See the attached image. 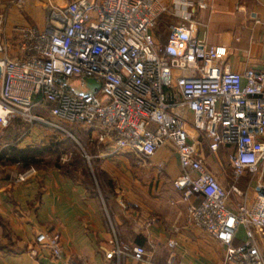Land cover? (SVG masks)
Wrapping results in <instances>:
<instances>
[{"label":"built area","instance_id":"1","mask_svg":"<svg viewBox=\"0 0 264 264\" xmlns=\"http://www.w3.org/2000/svg\"><path fill=\"white\" fill-rule=\"evenodd\" d=\"M49 8L42 29L15 28L19 57L0 44V128L14 118L64 132L63 124H77L96 131L110 156L133 152L147 159L171 146L180 168L172 184L187 204V222L224 246L226 262L264 264V68L232 71L225 46L198 39L192 10L209 9L211 1L72 0ZM167 12L179 22L158 44L153 28ZM5 18L0 8V27ZM84 77L100 87L76 94L69 83ZM37 104L46 115L34 111ZM202 140L219 164V149L233 148L231 185L206 167ZM246 173L253 174L251 197L237 184ZM239 226L245 238L233 245ZM35 240L60 259L59 233L40 231ZM125 251L114 235L105 257L118 260ZM129 253L141 264H157L143 246ZM164 264L176 262L170 257Z\"/></svg>","mask_w":264,"mask_h":264},{"label":"crops","instance_id":"2","mask_svg":"<svg viewBox=\"0 0 264 264\" xmlns=\"http://www.w3.org/2000/svg\"><path fill=\"white\" fill-rule=\"evenodd\" d=\"M70 1L0 0V8L6 10L4 25L0 27V44L8 46L11 57H19L20 35L15 28L42 29L49 7H63ZM159 1L168 4L170 0ZM210 1L211 8L192 10L198 39L209 45L225 46L226 63L232 71L264 68V0ZM162 17L166 25L158 23L154 31L158 44L165 43L169 26L179 22L170 12ZM84 130L88 139L97 143V132ZM97 144L101 146L96 155L99 168L114 181L138 189L125 194L123 199L117 197L121 208L112 214L114 224L103 199L92 194L79 178L57 170L29 168L19 173L24 174L25 180L18 181L15 165L0 164V264H141L129 253L135 245L143 246L149 259L157 264H164L170 257L176 264H236L225 261L222 244L187 222V204L172 184L180 168L171 146L159 147L146 159L144 169L160 174L141 175L137 180L130 174L138 166L125 157L136 154L123 152L110 156L106 145ZM203 146L205 140L200 142V148L206 167L224 186L231 185L232 169L221 159L225 151L231 154L233 148L219 149V164L205 154ZM237 184L252 196V190L242 178ZM190 201L197 203L199 198L193 196ZM124 202L135 203L136 207L124 208ZM40 231L59 233L60 259H55L46 246L36 242ZM114 235L126 250L118 260L105 257L113 247ZM169 240L174 246L168 245ZM241 242L235 237L233 245Z\"/></svg>","mask_w":264,"mask_h":264},{"label":"rangeland","instance_id":"3","mask_svg":"<svg viewBox=\"0 0 264 264\" xmlns=\"http://www.w3.org/2000/svg\"><path fill=\"white\" fill-rule=\"evenodd\" d=\"M165 23V20L161 16L156 24V26L153 28V33L158 25V23ZM46 115V112H45ZM63 128L67 130V132H64L60 129L50 127L45 124H39V123H26L20 119H15L12 120L6 127L0 128V144L9 142L11 139H14V142H16L19 146H43L46 145L50 142H60L58 147H54V151L50 155H46L44 159L39 163V167H35L34 169L40 170V171H49V170H57L59 173L63 174V171L69 170L70 167L67 166L74 157L76 150L78 149L79 151H83V149L88 152L91 156H93V159L96 161L99 159L96 157L98 154L101 146L98 145L97 143L93 141H90L87 136L84 134H81L80 132H77L80 130H84V128H81L79 125H69V124H63ZM76 128L75 132L72 131V128ZM8 131V132H7ZM85 131V130H84ZM13 132V133H12ZM190 135L193 136L194 133L190 131ZM14 136V138H13ZM69 136L68 140L66 143H64V138ZM69 142H72L74 146H76V149L74 146L70 145ZM208 140H205V147L203 146V149L205 151V154L207 156H210L212 160H214V156L211 154V152L208 150L207 147ZM78 152V151H77ZM220 155V152H219ZM127 159L134 161V164L138 166L140 171H137V169H132L130 176L133 178H136L138 180L139 176L141 175H147V176H154V175H159L160 172H157L155 170L151 169H144L147 163V160L141 157H137L134 155H129L125 156ZM229 152L225 151V157L222 158L223 164H228L230 168L232 169L230 162H229ZM87 165V164H86ZM89 165V164H88ZM90 165L88 167L91 176L93 178V183H94V189L96 190L97 194L103 199L104 206L106 211L110 214L112 217V214L114 215L116 213L117 208H121V205L117 201V197H123L125 194L131 192L135 193L138 191V189H135L132 186H124L121 182H118L117 180H113L112 177L106 173V176L103 177H97V172H95V167H91ZM142 166V167H141ZM77 167V165H76ZM18 175L20 172L24 171L18 167H15ZM80 173V169L73 171L71 174L74 176H78ZM116 178L117 176L114 175ZM253 177V174L251 173H246L242 179L244 180L245 183H248V181ZM109 187L106 185H103V183H108ZM124 186V187H123ZM133 187V188H132ZM112 189V190H111ZM110 190V191H109ZM133 203H125L123 204L122 207L124 208H135L136 206L132 205ZM135 204V203H134ZM113 219V218H112ZM245 238L244 235V230L240 226V228L237 230V235H236V240L242 241Z\"/></svg>","mask_w":264,"mask_h":264},{"label":"trees","instance_id":"4","mask_svg":"<svg viewBox=\"0 0 264 264\" xmlns=\"http://www.w3.org/2000/svg\"><path fill=\"white\" fill-rule=\"evenodd\" d=\"M34 111L38 114L45 115V110L44 108L40 105L37 104L34 108ZM18 119L14 118L13 120ZM72 128V127H71ZM76 128H72L71 130L75 132ZM8 132V131H7ZM80 132L81 134H86L85 136L88 137V134L84 130L77 131ZM13 133V132H12ZM69 136L64 138V143H66L68 140ZM14 138V136H13ZM14 139H11L9 142L1 143L0 144V164L2 165H15L16 167L26 170L29 168H37L39 167V163L46 157V155H50L53 152H55L53 149L54 147H58L60 144L62 145L61 141L59 142H50L46 145L43 146H24L20 147L16 142H14ZM70 145L74 146L72 142H69ZM76 149V146H74ZM78 151V152H77ZM85 155L88 156V159L85 157ZM69 164L67 166L70 167L69 170L63 171V174L66 176H72V177H77L79 180L82 181L83 185L92 193L96 194L97 192L94 189V183H93V178L91 176V173L88 169L90 165L91 167H95V172H97V177H103L106 176V173L99 168V165L95 159H93V156H91L88 152H86L84 149L83 151H79L78 149L76 150L75 157L68 162ZM87 164V165H86ZM89 164V165H88ZM77 165V167H76ZM88 166V167H87ZM80 169V173L78 176H74L71 173L73 171ZM110 182L108 183H103V185H106L109 187ZM112 190V189H111ZM110 191V190H109ZM110 215V214H109ZM112 223L113 219L110 216Z\"/></svg>","mask_w":264,"mask_h":264},{"label":"water","instance_id":"5","mask_svg":"<svg viewBox=\"0 0 264 264\" xmlns=\"http://www.w3.org/2000/svg\"><path fill=\"white\" fill-rule=\"evenodd\" d=\"M101 81L95 78L84 77L82 83L80 80L71 81L70 87L76 94L88 95L95 92L100 87Z\"/></svg>","mask_w":264,"mask_h":264}]
</instances>
